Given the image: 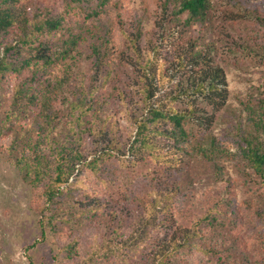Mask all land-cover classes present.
Segmentation results:
<instances>
[{
	"label": "rangeland",
	"instance_id": "374dc122",
	"mask_svg": "<svg viewBox=\"0 0 264 264\" xmlns=\"http://www.w3.org/2000/svg\"><path fill=\"white\" fill-rule=\"evenodd\" d=\"M70 1L14 0L22 19L0 34V58L10 63L0 71V264H144L143 249L160 220H145L146 214L142 220H100L98 214L104 216L109 205L93 207L101 199L122 204L123 194L129 204L135 192L145 196L136 180L148 175L146 165L131 163L128 149L136 132L134 119L143 108L136 71L130 66V38L138 29L140 48L156 44L160 70L167 74L157 95L183 75L175 72L172 60L176 45L189 38L214 44L213 58L228 83L225 106L207 130L195 129L190 143L208 148L212 135L218 148L206 156L191 152L180 166L177 195L171 200L173 216L167 220H201L195 225L204 228L209 220H238L228 224L232 238L239 237L240 248L264 264V179L238 146L242 134L255 133L252 119L264 111V0H213L209 24L181 27L172 22L169 31L156 34L154 21L162 0H106L102 6L100 0ZM47 13L60 17V26L34 29L32 39L21 43L35 19ZM71 37L74 47L56 57L54 52ZM41 41L53 61L22 65ZM93 46L101 48L112 73L89 93L95 84L90 80ZM117 88L123 90V100L116 96ZM79 91L100 100L93 105L87 97L92 107L75 106ZM101 128L105 135L98 133ZM105 138L120 139L121 151L107 148ZM22 150L27 160L19 162ZM75 152L82 156L72 165ZM57 166L67 176L61 184L55 179ZM136 236L142 237L135 244Z\"/></svg>",
	"mask_w": 264,
	"mask_h": 264
},
{
	"label": "trees",
	"instance_id": "16d2710c",
	"mask_svg": "<svg viewBox=\"0 0 264 264\" xmlns=\"http://www.w3.org/2000/svg\"><path fill=\"white\" fill-rule=\"evenodd\" d=\"M79 1L84 0L70 2ZM105 2L106 0H100L99 5L102 6ZM213 5V0H162L158 6L153 33L156 34L159 30L162 33L169 31L173 27L172 22L181 27H189L196 23L209 24L212 21ZM22 15L23 12L16 9L14 0H0V34L6 33L15 21H20ZM61 22L60 17L48 13L42 15L38 20L35 19L30 34L23 33L21 43H28L32 39L34 29L52 31L58 28ZM131 39L133 63L130 66L136 71L143 108L139 116L134 119L136 132L128 149L132 155L131 163L146 165L148 175L143 180L139 178L136 180L139 182L141 193L145 196L140 197L135 192L130 204L124 200L123 196L128 197L126 194L119 198V201H122L119 205H116L118 199L114 205L112 200L101 199L95 202L93 207L97 210L109 205L104 216L98 214L100 220H105L106 216H109V220H142L144 214H146L145 220H160L158 225L154 223L158 228L149 237V246L143 249L144 264H184L185 262L208 264L209 259L212 264L259 263L251 256L252 254L240 248L239 237L232 238L230 234L228 224L236 225L238 220H221L218 223L209 220L207 228L195 225L200 224L201 220H195L190 224H183L178 220H167L173 216L171 200L177 195L174 184L177 183L175 175L180 166L185 163L187 157L191 156V152L206 156L218 148L216 138L212 135L208 137V148H204L202 144L194 148L190 144L195 137V129L207 130L216 113L225 106L228 98V83L224 69L215 62L212 55L214 44L206 43L198 37L178 43L172 63L176 67L175 72L184 71V73L169 91L157 95L161 90L160 83L167 77V74L160 70L162 64H158V47L152 44L149 48H140V42H138L141 39L140 29L131 36ZM74 44V37L67 38L65 46H61L54 54L56 57L59 54L64 57ZM8 49L5 47L4 51L8 52ZM32 49H35L32 58L26 59L22 65H30L32 61L41 60L44 63L53 61L47 53L48 46L44 42H39ZM92 54L90 80L92 84H95L92 85L89 93L106 82L112 73L111 63L104 58L101 48L93 46ZM9 64L1 57L0 71L8 68ZM19 92L22 96L26 94L28 99L35 97L21 89ZM75 96L76 99L73 100L75 106L87 103L89 107H92V104L86 100L87 97L92 98L93 105H97V101L100 100L98 97L93 100V94L88 96L80 91ZM116 96H120L123 100L125 94L122 89L117 88ZM178 103H183L184 106ZM252 120L255 133L241 135L238 144L239 152L254 171L264 179V111H259ZM98 133L105 135L106 132L104 128H101ZM103 142L107 148L121 151L120 139L105 138ZM26 155H28L26 150H22L17 158L18 161L27 160ZM81 156L80 152H75L71 158L72 165L74 160L79 161ZM96 157H102V155L99 154ZM96 157L89 163L96 161ZM57 169L55 179L61 184L67 180V176L64 175L60 166H57ZM153 211L157 213L153 214ZM212 211H214L213 208ZM225 226L227 228L223 229ZM140 237L142 236L135 237V244L136 239ZM261 258L264 259V257Z\"/></svg>",
	"mask_w": 264,
	"mask_h": 264
}]
</instances>
